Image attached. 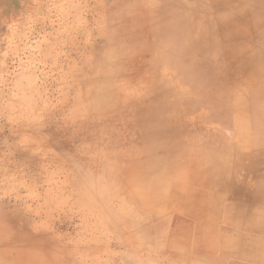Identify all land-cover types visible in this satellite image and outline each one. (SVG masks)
<instances>
[{"label": "rangeland", "instance_id": "1", "mask_svg": "<svg viewBox=\"0 0 264 264\" xmlns=\"http://www.w3.org/2000/svg\"><path fill=\"white\" fill-rule=\"evenodd\" d=\"M188 1L0 0V185L14 170L21 192L14 206L0 200V244L26 229L45 236L51 264H204L185 223L196 216L165 203L182 183L164 176L178 168L175 153L156 154L153 142L208 129L245 143L226 146L242 159L235 166L251 157L259 136L249 133L264 131V76L254 88L244 61L264 66V0ZM227 7L235 14L220 18ZM244 84L259 93L248 104Z\"/></svg>", "mask_w": 264, "mask_h": 264}, {"label": "bare ground", "instance_id": "2", "mask_svg": "<svg viewBox=\"0 0 264 264\" xmlns=\"http://www.w3.org/2000/svg\"><path fill=\"white\" fill-rule=\"evenodd\" d=\"M188 2H189L188 0L187 1L183 0V3H185L187 6L189 7L194 6L193 4H190ZM221 11L222 9L219 11V13ZM250 12L253 18L251 19V22L255 23L256 22L255 15H254L255 12H252L251 10ZM234 14H235L234 11L230 12L229 7H227L224 11L221 12V14H218V15H220L219 16L220 18L224 17L227 19L231 15H234ZM255 25H258V24L256 23ZM256 29H258L261 36L264 35V17L263 16L261 20V25ZM158 35L159 34H157V36ZM236 41L238 40H234V42ZM156 45L158 46V43ZM220 49L222 51L224 50L222 47H220ZM257 52L260 58L264 59V53L263 52L261 53L259 50H257ZM247 61L248 60L244 61V63L247 64L244 66V68H246L245 73L248 74V76L251 75L252 81L254 82L253 85L255 86L253 87L256 88L257 83L255 82H257V79L264 76V71L262 70L264 66L259 65V64L256 65V63L254 62H250V61L247 62ZM237 72H242V75L244 73L243 70L240 71L236 68L234 73H237ZM230 76H231L230 79L232 81H238L240 78L238 75H235L236 79L232 75ZM245 84L241 87L243 96L240 102L244 104H248L251 98V95L253 97L258 98L259 93L258 91L257 92L253 91L254 93L252 92L251 94L248 95L246 93V91L248 90L247 89L248 86L245 87ZM262 103H264V100L261 98L260 103H259L261 108L264 107ZM256 110L260 118H264V117H261L260 109L259 110L256 109ZM259 123L262 126H264V122H259ZM234 125L235 124L233 123L232 124L228 123V127H230L228 128L229 129L228 133L229 134L232 133L233 135L234 134L244 135V133L240 132V127H239V132L237 130L232 129V128H235V126L238 127L237 125L235 126ZM171 131L175 133L171 135V136H174V138H170V140L167 139L166 141L159 140V141L153 142L154 153L156 154H159L165 151H174L175 154L172 157L171 163L172 162L174 163V161H176L177 162L176 167L178 168H176L177 170L165 172L164 176L171 180L174 179L175 181L182 182L181 184H179L180 187L175 188L177 189V191H175V189H170L171 190L170 196L167 197L166 199L167 202L165 203H168L167 207L169 209L173 210L174 212L180 213L181 215L183 214L185 215L186 213L190 215L194 214V216H196L195 222L192 221V222H185V223H186V226L188 225L191 230L190 235H191L192 240H195L196 242L195 244H197L199 250L203 252V254L200 253L199 257L203 258V260L213 258L217 262L216 264L218 263L221 264V261L224 258L222 255L217 254V251H218L217 250L218 248H216L217 245L215 247L211 243L213 240L214 242H216L218 239L216 238V236L217 234H220V239H222L224 243L222 245H224L225 249H228V250L230 249L234 256H238L240 258L247 259V260L253 259L254 261L264 263V236L263 235H259L260 237L255 236L256 235L254 234L255 232L250 231L252 229H257V228H259V230L264 231V150H263L264 149V138H262V136H264V131L249 133V135L253 136L254 138L256 136H259L258 138H256L257 142L255 143L254 147L249 148L250 151H252L251 157H250L251 159L249 158L245 162L243 161L242 164L236 165V166L234 163L237 162V160H239L238 159L239 155L235 154L234 150L229 151V149L226 146L230 145L232 147H235L236 150H240V149L242 150L241 144L242 145L245 144L243 141L238 142V140L231 141L232 139H229V141L226 142V140H222V139L219 140V138H216V137H219V134H218L219 132H213L208 129H206L207 131L205 132L206 134L202 133L201 131L198 132L197 129H185L181 131H173L171 129ZM192 131L194 132L197 131L195 138H191V135L193 133ZM237 135L234 137H238ZM171 136H168V137H171ZM176 136L180 139L176 138ZM227 140H228V137H227ZM145 142L146 141H142V144L140 145L144 146ZM12 151L17 153V150H12ZM244 153L242 157L246 155V153L245 154ZM110 161H112L114 165L113 169L114 168L116 169L117 164H115L114 162H117V161L111 158H110ZM239 161H242V159ZM166 162L168 164L169 161L167 160ZM215 163L224 164L227 166L226 167L224 166L223 168L222 166L217 167ZM106 166L109 167L111 166V164L109 163ZM248 167L250 168L253 167L254 170L248 169ZM107 170L108 169H106L105 167L104 170L101 172L100 176H104ZM12 171L13 173L10 174L9 172V176H7L5 181H3V183H1L0 185V200L3 199L4 202L6 200L9 201L7 202V204H5V206H14V204L12 205L10 203L11 196H13L15 200L20 199L19 196L21 192H20V189L18 190L17 184H16V179H17L16 178L17 176L15 175L16 171L14 170ZM154 171L158 172L159 170L157 171V169L154 168ZM245 171H247V174L244 173ZM10 176H12L13 181H14L13 183L14 188L11 190V192L10 190L7 191L8 189L4 190V187H3L4 184H7ZM108 177H111V176H108ZM129 179L123 182L124 185L128 186ZM208 181L210 184L216 181L215 183L217 184V186H219V188H213V187L210 188V186L208 188L205 187ZM20 184H26V182L20 181ZM94 187H99L100 189L102 188L101 185L98 186L97 184H95ZM86 188L87 186L85 185V189ZM142 190L141 192H143ZM116 191L119 192V190H116ZM153 197L155 196L153 195ZM196 198H199V201H196L195 203H191L192 201H195ZM145 202H146L145 200H138L137 205L140 208H142ZM160 206L157 205V208ZM2 209L3 208L1 207V210ZM12 209L13 208H10V210ZM144 210H147V209H144ZM3 215L5 214L3 213ZM213 223L225 224L229 226L228 232L224 228H222V226H218L217 224V227H216L214 226ZM144 225H145L144 222L142 224H139L138 225L140 226L139 229H142ZM123 227L125 229L127 228L130 229L129 223H125ZM181 228L183 227L181 226ZM131 229L132 231L135 229L133 225H131ZM14 233L15 234L13 236L11 234L13 241H10V242H5L6 237L4 235L1 236L2 242L0 244V253L4 256L6 260L5 259L0 260V264H9L10 258L14 261V258L12 257H15V261L12 262V264H51L50 262L52 261V259L49 257V255H47L49 252L47 253L43 252V249H46L44 248L46 246L40 245L41 244L40 240L45 238V236L35 237L31 233L28 234V231H26V229L25 230L20 229ZM7 238H10L9 234ZM50 239H51L50 241L54 242L57 238L51 237ZM83 239L80 241L81 243H84L85 238ZM128 244L131 245L130 242ZM128 253L131 254L130 252Z\"/></svg>", "mask_w": 264, "mask_h": 264}, {"label": "crops", "instance_id": "3", "mask_svg": "<svg viewBox=\"0 0 264 264\" xmlns=\"http://www.w3.org/2000/svg\"><path fill=\"white\" fill-rule=\"evenodd\" d=\"M250 231H253L255 232L254 234H256L255 236H258L260 237L259 235H263L262 233L264 232L263 230H259V228L257 229H252ZM226 249H222L221 253H223V260L221 261L222 264H264L263 262H258V261H254L253 259H243V258H240L238 256H234L233 253L231 252V250L227 249V251H225ZM224 254H227V256L225 257ZM203 260V258H201ZM213 258H210V259H205L203 261L204 264H216L217 262L215 261V259ZM212 262H211V261ZM236 261V262H235ZM248 262V263H247ZM190 264V263H189ZM219 264V263H218Z\"/></svg>", "mask_w": 264, "mask_h": 264}]
</instances>
